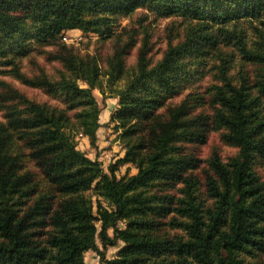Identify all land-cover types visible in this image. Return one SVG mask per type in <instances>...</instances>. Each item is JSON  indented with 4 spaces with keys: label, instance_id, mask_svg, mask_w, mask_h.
<instances>
[{
    "label": "trees",
    "instance_id": "trees-1",
    "mask_svg": "<svg viewBox=\"0 0 264 264\" xmlns=\"http://www.w3.org/2000/svg\"><path fill=\"white\" fill-rule=\"evenodd\" d=\"M138 8L190 22L184 39L170 43L153 66L145 59L146 49L140 51L138 70L118 92L119 108L111 116L115 128H123L121 136L134 141L106 172L76 148L73 135L79 129L92 146L97 140L99 108L92 90L101 88V80L96 57L77 55L56 42L73 28L107 36L114 16ZM244 18L264 27V0H0V56L7 55L8 44L22 49L29 39L55 42L52 57L63 66L56 80L43 73L29 79L6 59L10 73L62 94L65 101L64 108L37 103L8 86L4 100L10 103L0 121V264H87L84 255L90 250L99 264H263L246 262L244 255L264 253V181L255 169L256 163L264 164V73L251 83L241 75L234 84L227 75L231 58L222 54V84L212 88V114H191L194 100L189 99L156 112L165 94L176 90L191 65L201 64L218 42L210 32L213 25L222 40L235 38L244 59L264 65V30L256 27L254 49L235 33ZM133 41L108 61L109 84L122 74L123 55ZM78 80L88 87L80 88ZM213 129H221L222 139L238 151L226 162L211 155L214 176L206 179L210 203L204 204L196 193L198 180L190 174L198 160L185 144L204 142ZM127 163L136 173L116 177L118 166ZM180 184L181 197L172 192ZM167 224L185 235L170 234ZM118 242L116 256L107 258V248Z\"/></svg>",
    "mask_w": 264,
    "mask_h": 264
},
{
    "label": "rangeland",
    "instance_id": "rangeland-1",
    "mask_svg": "<svg viewBox=\"0 0 264 264\" xmlns=\"http://www.w3.org/2000/svg\"><path fill=\"white\" fill-rule=\"evenodd\" d=\"M188 19L190 18L178 15L165 16L160 12L151 11L147 8H138L130 14L114 16L110 24L111 32L107 36H101L93 31L84 32L79 28L64 30L59 35L56 43L64 44L77 55L84 56L88 54L96 57L101 80V88L95 87L92 90L93 97L99 108L98 122L100 126L96 130L97 140L95 145L92 146L89 138L79 129H75L73 135L76 141V148L90 159L99 161L104 171L108 172V167L114 164L117 159L123 157L128 145L134 141V137L128 139L121 136L123 128L121 126L115 128L116 123L111 121V116L119 108L118 92L126 87L129 80L138 70L140 51L146 49L145 59L148 61L149 67L153 66L162 58L170 43L176 45L184 39L187 26H189L188 23L190 22ZM231 24L228 23L226 25L229 30L233 29V26H230ZM256 27L264 30L263 25L258 24L257 21L244 18L238 21L235 30V33L244 35V42L249 49L256 48L259 40ZM210 32L218 39L216 45L212 47V49L216 50L211 52L212 49L208 48V51L202 56V63L191 65L188 78H182L176 90L165 94V98L156 112L165 113L168 108L179 105L183 100L189 99L194 100V106L192 104V107H190L191 114H212V88L222 84V77L219 71L222 54L231 58L227 75L234 84L239 82L241 75H244L247 79L246 81L251 83L256 78H259L258 74L264 73L263 64L249 62L243 58L242 54L237 50L235 38L230 39L229 42L222 40V31L219 30L218 26L214 25ZM131 40H134L133 43L125 50L126 53L123 55V72L117 81L109 84L107 82L108 76L105 73L109 68L108 61L116 50L129 44ZM54 43L41 44L29 39L22 49L15 48L14 44L6 45L7 55L0 56V121H5L3 115L5 112L4 106L10 103V101L4 100L7 99V94L11 92L9 87L37 103H45L58 108L65 107L62 94H55L41 86L22 82L10 73L12 66L4 63L6 59L14 60L18 64L21 74L29 79H33L43 73L51 80H56L59 78L63 66L59 60L52 57V54H56L57 49ZM13 47L14 50L11 51L10 49ZM77 83L80 88L88 87L82 80H78ZM81 109L82 107L79 106L69 110L68 114L72 116V114ZM72 121H75L74 117ZM185 151L198 160L197 167L191 170L190 174L194 179L198 180L196 193L199 199L204 204H209L210 199L206 192V179L208 176H214L209 167L211 155L217 153L221 161L226 162L230 157L237 154L238 149L222 139L221 129H213L206 133L204 142L186 143ZM255 169L262 181H264V164L256 163ZM136 171L132 163H127L118 166L115 175L116 177H121L124 174H134ZM181 187V184L176 186V190L174 189L172 192L176 196L181 197L182 194L178 189ZM87 194L91 195V192L89 191ZM95 198V194H92L93 201ZM102 204L107 206L104 201H102ZM93 208L96 210L95 203ZM169 216L165 220H169ZM176 218L181 220L177 215ZM97 227H100L99 222H97ZM119 227L124 228L125 223L119 222ZM165 227L172 235H185L184 231L175 225L169 226L167 224ZM109 234L112 235L111 230H109ZM96 242L101 247L98 239ZM121 246L122 243L118 242L116 246L108 247L106 257H115ZM244 256L246 262L261 261L264 264V253ZM84 260L87 264H99V257L92 250L85 253Z\"/></svg>",
    "mask_w": 264,
    "mask_h": 264
}]
</instances>
